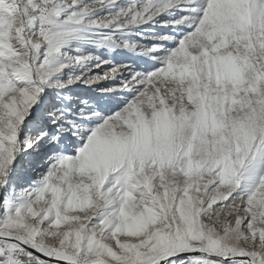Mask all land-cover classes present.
Masks as SVG:
<instances>
[{"label": "snow or ice", "instance_id": "1", "mask_svg": "<svg viewBox=\"0 0 264 264\" xmlns=\"http://www.w3.org/2000/svg\"><path fill=\"white\" fill-rule=\"evenodd\" d=\"M0 264H264V0H0Z\"/></svg>", "mask_w": 264, "mask_h": 264}]
</instances>
